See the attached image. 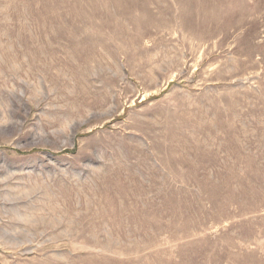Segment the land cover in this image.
<instances>
[{"label":"rangeland","instance_id":"rangeland-1","mask_svg":"<svg viewBox=\"0 0 264 264\" xmlns=\"http://www.w3.org/2000/svg\"><path fill=\"white\" fill-rule=\"evenodd\" d=\"M0 264H264V0H0Z\"/></svg>","mask_w":264,"mask_h":264}]
</instances>
